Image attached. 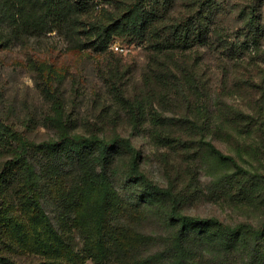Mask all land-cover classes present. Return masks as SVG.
<instances>
[{
    "label": "trees",
    "instance_id": "obj_1",
    "mask_svg": "<svg viewBox=\"0 0 264 264\" xmlns=\"http://www.w3.org/2000/svg\"><path fill=\"white\" fill-rule=\"evenodd\" d=\"M11 1L18 15L15 23L23 20L24 33L57 32L73 42L85 25V5L78 0ZM118 5L124 12L123 35L130 33L147 44L148 61L134 91L107 93L108 104L98 112L103 119L131 125L128 136L111 134L98 124L92 129L77 124L80 107L75 103L71 113L63 94V100L48 99L51 108L42 122L35 123L38 112L29 111L19 128L17 107L0 94V157L7 158L0 165V264H42L33 253H20L26 251L10 238V231L25 222V209L34 204L62 244L71 251H85L95 264H264V224L232 225L183 213L180 203L191 184L186 182L188 173H171L170 185L155 182L143 169L142 151L133 141L142 133L153 141L155 132L156 146L211 157L226 168L221 182L236 203L264 207V181L240 162L244 156L257 161L264 157V84L255 81L248 67L264 66V0H253L243 10L236 0H121ZM7 20L0 14V22ZM235 30L248 37L238 42L232 35ZM6 39L0 36V41ZM9 45L0 44V52ZM38 66L40 71L42 64ZM227 66L235 71L237 91L253 94L252 106L223 102L222 86L213 80L220 69L222 81L229 80ZM32 123L53 128L54 135L41 142L31 140ZM254 137L258 142L249 143L235 157L211 141L233 139L240 144ZM54 186L61 189L59 198L52 196ZM84 194L92 199L86 211L80 203ZM54 203H60L53 212L57 231L47 212ZM141 215L158 217L170 233L131 235L130 228L135 230L145 220ZM83 218L92 220L91 229L84 231L78 223ZM93 229L94 239L88 233Z\"/></svg>",
    "mask_w": 264,
    "mask_h": 264
},
{
    "label": "rangeland",
    "instance_id": "obj_2",
    "mask_svg": "<svg viewBox=\"0 0 264 264\" xmlns=\"http://www.w3.org/2000/svg\"><path fill=\"white\" fill-rule=\"evenodd\" d=\"M251 1L253 2V0H236L237 8L243 10ZM78 2H83L85 5L84 12L81 13L85 25L78 29V34L72 40L73 43L67 36L57 32L35 35L24 33L21 25L23 20L19 19L15 23L18 15L12 1L0 0V14L8 18L5 24L0 22V36L6 35L7 38L6 42L0 41V44H10L0 52V94L17 107L18 115L14 118L19 128L22 127L20 124L29 111L38 112L33 120L35 123L42 122L44 113L51 108L48 99L63 94L68 100L71 113L76 106L75 103L80 107L79 115L75 116L78 120L77 124L90 129L98 124L101 128H107L111 134L122 132L128 136L131 133V125L124 127L125 125H120L121 120L118 124L112 118L103 119L98 111L108 104L105 99L107 93L121 91V88L133 92L134 86L140 83L141 76L138 74L145 71L148 61L147 44L129 37L130 33L123 35L120 14L124 12H121V5H118L121 0H78ZM127 20L139 22L135 17H129ZM230 24L231 27L235 26L234 22ZM102 26L109 31L104 32ZM11 32H14L12 37ZM15 35L17 38H14ZM232 35L238 42H243L248 37V33L241 30H235ZM106 39L107 43L104 42ZM104 44H108L107 50H101ZM115 46L125 47L128 51L117 53L114 50ZM41 64V70L37 71V66ZM248 67L255 81L264 84L263 64H251ZM225 71L230 74L229 80L222 81V69L216 71L213 80L215 85L222 86L219 93L222 94L223 102L239 104L245 108H247L246 104L252 106L253 94L239 93L237 83L234 82L236 75L232 73L235 71L231 66H227ZM243 73L249 74L245 70ZM223 85L227 87L224 90ZM64 97L61 96L59 99L63 100ZM32 128L28 136L36 142L50 138L55 132L53 128H43L34 123ZM154 134L158 135L155 132ZM156 136L150 141L147 134L142 133L134 135L133 141L142 151L143 169L155 182L164 186L170 185L172 180L167 178L173 176L171 173L180 170L188 173L186 182L191 184L180 203L183 213L202 218L215 217L232 225L242 222L255 226L264 224V207H249L236 203L231 197L232 192L228 186L222 185L221 179L226 173L225 167L216 165L211 157L199 158L194 152L181 153L180 148L175 152L172 149L156 146ZM254 138L255 141L250 140L247 143L241 141L240 144L233 139L211 138V141L224 154L235 157L239 150L246 145L249 146V143L256 144L258 138ZM6 160V157H0V165L2 166ZM240 162L255 174L259 181H264V157L257 161L254 157L244 156ZM193 179L196 181L198 179V182ZM60 190V187L54 186L52 196L59 198ZM81 198V206L86 211V206L90 205L92 199L88 194L82 195ZM5 204L8 205V201ZM59 204H52L47 211L51 220L49 224H52L56 231L58 223L53 220L55 217L53 212H55L54 206ZM24 213L27 216L22 223L23 228L19 225L10 231V238L16 241L21 250L26 251L20 253H31L30 255L33 253L40 258L42 264H95L85 251H71L66 244H62V241L52 233L48 222L44 223L41 220L35 204L30 208L27 207ZM140 219L145 220L139 222L135 230L130 228V234L133 236L136 234L160 236L170 233L167 227L158 222L156 216L141 215ZM91 221L90 218H83V223H78L85 229L84 231H87L92 228L88 226ZM134 224L131 223V226ZM88 233L93 239L97 238L94 229ZM155 247V250H163Z\"/></svg>",
    "mask_w": 264,
    "mask_h": 264
},
{
    "label": "built area",
    "instance_id": "obj_3",
    "mask_svg": "<svg viewBox=\"0 0 264 264\" xmlns=\"http://www.w3.org/2000/svg\"><path fill=\"white\" fill-rule=\"evenodd\" d=\"M114 50H115L117 53H126V52L128 51L127 48L122 47V46H115V47H114Z\"/></svg>",
    "mask_w": 264,
    "mask_h": 264
}]
</instances>
